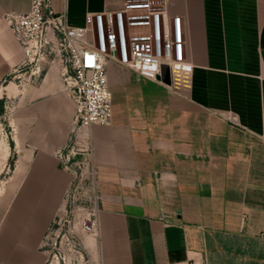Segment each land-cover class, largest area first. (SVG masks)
<instances>
[{
	"label": "crops",
	"instance_id": "0c3cea01",
	"mask_svg": "<svg viewBox=\"0 0 264 264\" xmlns=\"http://www.w3.org/2000/svg\"><path fill=\"white\" fill-rule=\"evenodd\" d=\"M31 1L0 0V84L26 55L5 12ZM120 2L52 0L72 25ZM169 2L186 19L190 72L167 83L108 61L113 119L91 128L99 264H264V0ZM52 77L22 96L34 148L12 176L0 264H47L42 242L73 178L57 149L74 104Z\"/></svg>",
	"mask_w": 264,
	"mask_h": 264
},
{
	"label": "built area",
	"instance_id": "2783aa9c",
	"mask_svg": "<svg viewBox=\"0 0 264 264\" xmlns=\"http://www.w3.org/2000/svg\"><path fill=\"white\" fill-rule=\"evenodd\" d=\"M5 18L26 54L14 71L32 64L38 51L46 49L50 31L65 60L66 90L74 104L70 141L79 146L72 145L68 153H64L63 147L58 148L57 155L73 174L70 184L75 178L68 163L72 153L85 155L97 178L91 128L113 119L108 61L132 67L138 77L154 79H158L164 63L170 66L172 80L192 70L186 53V19L182 13L171 10L169 0H121L116 6L88 11L84 25L70 24L66 11L55 10L52 0H32L29 10H8ZM98 225L99 211L91 226L96 234Z\"/></svg>",
	"mask_w": 264,
	"mask_h": 264
},
{
	"label": "rangeland",
	"instance_id": "374dc122",
	"mask_svg": "<svg viewBox=\"0 0 264 264\" xmlns=\"http://www.w3.org/2000/svg\"><path fill=\"white\" fill-rule=\"evenodd\" d=\"M49 39L46 49L42 47L38 51L32 64L12 72L0 84V186L3 188L0 191V217L4 212L10 211L12 199L19 186V182H14L17 177L12 176L14 172L20 174L23 171L26 162L23 155L28 149L34 148V143L24 133L28 130V121L27 116L22 113L28 104L22 96L28 94L33 85L47 82L45 78L50 71L54 74L50 80L54 82V86L67 92L63 75L65 60L51 31ZM21 116L26 119H21ZM71 133L72 121L67 141L59 147H63L64 153H68L72 145L79 146L70 141ZM17 136L20 138V145H15ZM4 140L9 143L10 150L5 160ZM26 148L28 149L25 150ZM70 156L68 163L75 172V178L64 197V209L61 213L58 211L59 214L42 242L48 254L47 264H99L97 234L91 226L102 204L101 186L85 155L72 153ZM77 160L81 161L79 165L74 162ZM92 236L96 241L93 244L90 241Z\"/></svg>",
	"mask_w": 264,
	"mask_h": 264
},
{
	"label": "water",
	"instance_id": "95a60500",
	"mask_svg": "<svg viewBox=\"0 0 264 264\" xmlns=\"http://www.w3.org/2000/svg\"><path fill=\"white\" fill-rule=\"evenodd\" d=\"M157 78L160 80H163L164 82L171 83L172 82V77H171V71H170V66L167 63H164L162 65V72L161 74L157 75Z\"/></svg>",
	"mask_w": 264,
	"mask_h": 264
},
{
	"label": "bare ground",
	"instance_id": "6f19581e",
	"mask_svg": "<svg viewBox=\"0 0 264 264\" xmlns=\"http://www.w3.org/2000/svg\"><path fill=\"white\" fill-rule=\"evenodd\" d=\"M3 144H4V148L6 149V153H5V154H7V153H8L7 148L9 147V144H8V142H7L6 140L3 141ZM2 189H3L2 186H0V191H1Z\"/></svg>",
	"mask_w": 264,
	"mask_h": 264
}]
</instances>
